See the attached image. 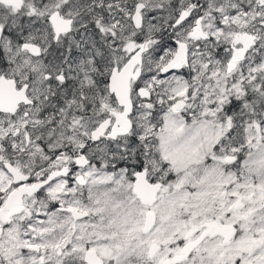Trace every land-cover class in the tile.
I'll use <instances>...</instances> for the list:
<instances>
[{"label": "snow or ice", "instance_id": "obj_1", "mask_svg": "<svg viewBox=\"0 0 264 264\" xmlns=\"http://www.w3.org/2000/svg\"><path fill=\"white\" fill-rule=\"evenodd\" d=\"M0 264H264V0H0Z\"/></svg>", "mask_w": 264, "mask_h": 264}]
</instances>
